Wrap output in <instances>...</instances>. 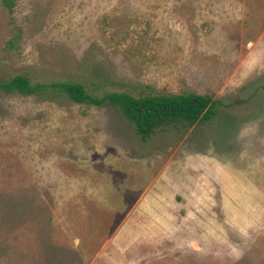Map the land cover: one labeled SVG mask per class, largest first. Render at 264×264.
Wrapping results in <instances>:
<instances>
[{"label":"rangeland","instance_id":"obj_1","mask_svg":"<svg viewBox=\"0 0 264 264\" xmlns=\"http://www.w3.org/2000/svg\"><path fill=\"white\" fill-rule=\"evenodd\" d=\"M22 72L219 113L142 141L113 105L0 92V264H264V0L0 1Z\"/></svg>","mask_w":264,"mask_h":264},{"label":"trees","instance_id":"obj_2","mask_svg":"<svg viewBox=\"0 0 264 264\" xmlns=\"http://www.w3.org/2000/svg\"><path fill=\"white\" fill-rule=\"evenodd\" d=\"M0 1L9 14L14 13L19 3V0ZM0 92L23 97H63L95 107L113 105L135 125L142 141H148L162 129L188 131L197 124L212 121L219 113V101L191 86L167 94L106 91L98 95L86 83L76 79L41 81L30 72H22L0 78Z\"/></svg>","mask_w":264,"mask_h":264}]
</instances>
